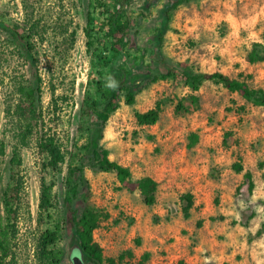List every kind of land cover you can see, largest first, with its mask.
Instances as JSON below:
<instances>
[{"label": "rangeland", "instance_id": "obj_1", "mask_svg": "<svg viewBox=\"0 0 264 264\" xmlns=\"http://www.w3.org/2000/svg\"><path fill=\"white\" fill-rule=\"evenodd\" d=\"M121 3L129 35L114 49L108 20L119 21ZM168 6L169 0H0V207L10 234L3 264H71L64 203L71 152L87 140V103L102 106L99 87L121 77L120 105L101 143L134 179L153 177L158 192L147 205L115 172L85 165L103 264H264V106L213 81L193 90L185 77L219 71L264 89V0H182L169 13ZM8 26L34 45L46 128L64 157L60 171L51 170L36 132L21 146L10 221L3 197L20 124L6 108L20 101L29 63ZM157 103V122L140 125L135 112ZM236 162L251 173L252 190ZM43 182L51 186L49 211L40 207ZM187 192L194 199L189 217L181 199ZM56 228L60 238L48 247L59 258L53 263L43 256V238Z\"/></svg>", "mask_w": 264, "mask_h": 264}, {"label": "trees", "instance_id": "obj_2", "mask_svg": "<svg viewBox=\"0 0 264 264\" xmlns=\"http://www.w3.org/2000/svg\"><path fill=\"white\" fill-rule=\"evenodd\" d=\"M182 0H169L167 9L175 8ZM121 8L116 7L119 12V21L112 16L108 20L109 36L113 39L114 49L122 46L126 37L129 35V27L121 21ZM169 13V12H168ZM10 34L22 50L29 65V77L27 82L20 84L17 88L20 94V101L13 107L7 106L6 115L8 117L18 118L20 130L15 134L17 138L16 145L13 147L11 162L12 184L4 193L3 201L10 221L13 210V201L19 194L20 178L17 168L21 165V146L27 145L30 137L36 132L38 136V147L40 152L47 156L46 165L53 171H60L64 163V157L61 147L53 133L47 130L44 114L42 109V78L39 74L37 58L34 53V45L28 40L30 36L20 31L16 26H8ZM87 37L90 39L91 33L86 30ZM117 49V48H116ZM188 83L192 85L193 90H198L204 81H213L222 84L230 91L237 92L243 98L252 101L254 104L264 106V89L251 87L247 82L232 78L222 72L213 71L205 73H185ZM124 77L118 78L114 83L106 86H100L103 100L102 106L96 100L87 103L84 108V115L87 117L85 124L82 126L87 132V140L81 145H75L71 152V161L68 164V173L65 179V197L64 203L69 216V230L73 244L82 247L88 264H103L104 254L101 246L94 240V230L98 226V220L95 212L89 205L90 188L85 175L84 167L90 164L93 167L105 171L115 172L122 187L128 190H138L147 205H153L156 202L158 192V182L151 176H143L134 179L131 170L121 163L110 158L109 150L104 147L101 140L104 136L106 123L110 115L120 105V91L125 87ZM126 102L132 104L135 101V93L132 89L126 92ZM161 106L159 103L146 112L136 111L135 116L140 125L154 124L157 122ZM197 140V137L195 138ZM237 172H244V176L249 181L250 190L253 189L254 183L250 172L244 170L240 162L233 164ZM185 202L183 214L185 217L190 216V211L194 203L193 195L187 192L181 196ZM40 207L44 211H49L52 207L51 186L43 182ZM58 229L47 230L43 238V256L46 259H52L51 262L57 263L59 258L51 256L52 251L48 249L58 240ZM9 227L5 226L4 217L1 214L0 207V264H3V256L8 253Z\"/></svg>", "mask_w": 264, "mask_h": 264}, {"label": "water", "instance_id": "obj_3", "mask_svg": "<svg viewBox=\"0 0 264 264\" xmlns=\"http://www.w3.org/2000/svg\"><path fill=\"white\" fill-rule=\"evenodd\" d=\"M69 260L71 264H88L82 247L78 244H73L69 248Z\"/></svg>", "mask_w": 264, "mask_h": 264}]
</instances>
